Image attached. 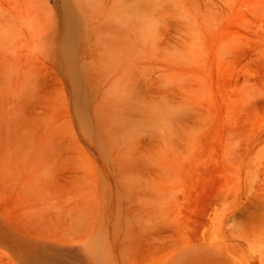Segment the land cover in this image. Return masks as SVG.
I'll return each instance as SVG.
<instances>
[{
    "label": "rangeland",
    "instance_id": "374dc122",
    "mask_svg": "<svg viewBox=\"0 0 264 264\" xmlns=\"http://www.w3.org/2000/svg\"><path fill=\"white\" fill-rule=\"evenodd\" d=\"M0 264H264V0H0Z\"/></svg>",
    "mask_w": 264,
    "mask_h": 264
},
{
    "label": "bare ground",
    "instance_id": "6f19581e",
    "mask_svg": "<svg viewBox=\"0 0 264 264\" xmlns=\"http://www.w3.org/2000/svg\"><path fill=\"white\" fill-rule=\"evenodd\" d=\"M69 21H70L71 25H73V26H76L78 23L76 17L73 14H69ZM85 249H87L86 252L94 254L95 258L97 260H100V261L103 260V254H102L101 250H99L97 245H90Z\"/></svg>",
    "mask_w": 264,
    "mask_h": 264
}]
</instances>
